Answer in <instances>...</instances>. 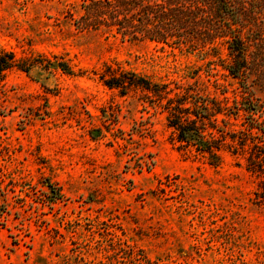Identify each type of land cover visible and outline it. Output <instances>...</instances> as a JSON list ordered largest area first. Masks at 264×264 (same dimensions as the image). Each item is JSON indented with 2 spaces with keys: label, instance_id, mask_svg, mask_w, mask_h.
Wrapping results in <instances>:
<instances>
[{
  "label": "rangeland",
  "instance_id": "obj_1",
  "mask_svg": "<svg viewBox=\"0 0 264 264\" xmlns=\"http://www.w3.org/2000/svg\"><path fill=\"white\" fill-rule=\"evenodd\" d=\"M87 1L0 0V51L35 63L0 81V264H264L248 154L222 151L210 165L173 137L165 99L100 81L119 66L233 99L225 48L79 31Z\"/></svg>",
  "mask_w": 264,
  "mask_h": 264
},
{
  "label": "trees",
  "instance_id": "obj_2",
  "mask_svg": "<svg viewBox=\"0 0 264 264\" xmlns=\"http://www.w3.org/2000/svg\"><path fill=\"white\" fill-rule=\"evenodd\" d=\"M82 9L76 21L79 31L105 28L132 42L204 55L225 48L228 62L223 69L238 79L241 89L240 97L234 93L233 99L226 96V88L219 89L222 98L204 94L202 88L176 87L183 89L176 92L119 66L106 65L100 81L121 94L141 89L155 100L165 99L162 108L173 137L210 165H220L222 151L248 154L247 169L260 179L254 200L264 205V100L255 96L264 91V0H88ZM34 64L2 50L0 81L10 70L28 73ZM57 68L72 72L65 63Z\"/></svg>",
  "mask_w": 264,
  "mask_h": 264
}]
</instances>
